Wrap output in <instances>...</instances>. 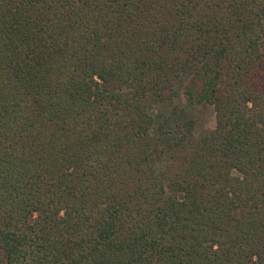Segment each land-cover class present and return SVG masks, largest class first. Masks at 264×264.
Listing matches in <instances>:
<instances>
[{
	"label": "trees",
	"instance_id": "16d2710c",
	"mask_svg": "<svg viewBox=\"0 0 264 264\" xmlns=\"http://www.w3.org/2000/svg\"><path fill=\"white\" fill-rule=\"evenodd\" d=\"M0 264H264V0H0Z\"/></svg>",
	"mask_w": 264,
	"mask_h": 264
},
{
	"label": "rangeland",
	"instance_id": "374dc122",
	"mask_svg": "<svg viewBox=\"0 0 264 264\" xmlns=\"http://www.w3.org/2000/svg\"><path fill=\"white\" fill-rule=\"evenodd\" d=\"M179 105L185 110V113L192 115L196 119L194 132L200 136L204 131L214 128L216 125V112L210 105L194 106L183 95L178 101ZM161 108L157 102H152L149 106V112L155 114Z\"/></svg>",
	"mask_w": 264,
	"mask_h": 264
}]
</instances>
